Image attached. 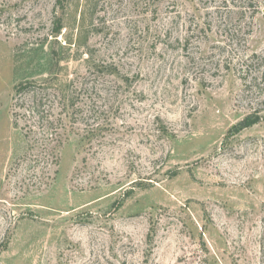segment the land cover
Segmentation results:
<instances>
[{"label":"rangeland","instance_id":"1","mask_svg":"<svg viewBox=\"0 0 264 264\" xmlns=\"http://www.w3.org/2000/svg\"><path fill=\"white\" fill-rule=\"evenodd\" d=\"M255 113L264 0H0V264H264Z\"/></svg>","mask_w":264,"mask_h":264},{"label":"trees","instance_id":"2","mask_svg":"<svg viewBox=\"0 0 264 264\" xmlns=\"http://www.w3.org/2000/svg\"><path fill=\"white\" fill-rule=\"evenodd\" d=\"M59 30H60V28L58 29V31ZM14 88H15L16 94H20L21 96L23 94L33 92L31 95L32 99H33V107H31V110L34 112L35 111L39 112V114H41L40 117L42 119H46V121H48L49 125L46 126L47 129L53 127V124L55 121L50 119V116L48 117V114L45 113L46 108H44V106L47 105V103H46L47 100H49V102H51V99L48 97L49 93H48L47 85H45L44 83L38 84L36 81L25 80V81H20ZM42 108H44V109H42ZM263 118L264 117H261L256 113L247 115L241 121H239L238 123L233 125L229 131L231 134L239 133L242 130L259 123ZM15 125L18 126L17 120L15 122ZM58 145H59V143L56 144V147Z\"/></svg>","mask_w":264,"mask_h":264}]
</instances>
